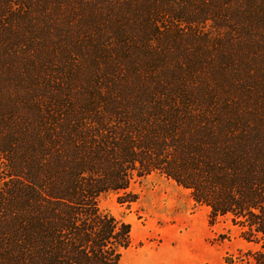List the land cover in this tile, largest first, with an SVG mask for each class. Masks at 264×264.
I'll use <instances>...</instances> for the list:
<instances>
[{"label": "trees", "instance_id": "1", "mask_svg": "<svg viewBox=\"0 0 264 264\" xmlns=\"http://www.w3.org/2000/svg\"><path fill=\"white\" fill-rule=\"evenodd\" d=\"M153 172L264 264V0H0V264H122Z\"/></svg>", "mask_w": 264, "mask_h": 264}, {"label": "rangeland", "instance_id": "2", "mask_svg": "<svg viewBox=\"0 0 264 264\" xmlns=\"http://www.w3.org/2000/svg\"><path fill=\"white\" fill-rule=\"evenodd\" d=\"M99 205L131 224L122 264H256L259 238L249 240L231 214L213 216L191 189L157 172L135 174L128 188L101 194Z\"/></svg>", "mask_w": 264, "mask_h": 264}]
</instances>
